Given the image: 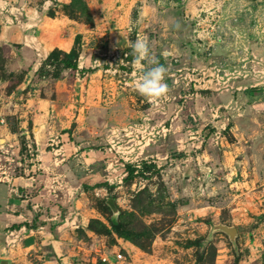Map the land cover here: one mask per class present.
Instances as JSON below:
<instances>
[{
    "label": "rangeland",
    "instance_id": "1",
    "mask_svg": "<svg viewBox=\"0 0 264 264\" xmlns=\"http://www.w3.org/2000/svg\"><path fill=\"white\" fill-rule=\"evenodd\" d=\"M89 1L92 7L98 3ZM109 4L123 10L130 28L128 39L117 47L104 40L111 28L102 30L98 44L106 42L104 48L109 49L103 63L102 103L114 101L121 112H142L150 133L146 127L134 133L155 139L157 157L126 160L137 165L130 175L127 162L115 157L104 171L108 180L91 187L68 214L55 218L65 223L59 235L68 251L56 255L53 264H105L102 256L118 246L136 251L138 264H264V0ZM56 9L93 23L86 0H71ZM137 39H146L150 57L168 69L169 91L161 98L142 96L130 86L154 66L148 60L134 62L130 42ZM8 61L0 44L1 96L26 74L10 71ZM42 70L50 76L59 66ZM5 121L24 152L29 138L19 133L17 115L5 114ZM128 122L124 118L117 125L127 127ZM121 137L119 143H133ZM139 143L144 141L134 146ZM2 144L0 140V175L17 165L16 156ZM142 161L155 162L159 170ZM107 199L114 200L117 212ZM91 218L109 231L89 228ZM110 219L122 224L123 234L112 229ZM219 224L234 227V236L217 228ZM120 251L125 254L120 263L129 262L128 251ZM28 264L49 263L36 257Z\"/></svg>",
    "mask_w": 264,
    "mask_h": 264
},
{
    "label": "crops",
    "instance_id": "2",
    "mask_svg": "<svg viewBox=\"0 0 264 264\" xmlns=\"http://www.w3.org/2000/svg\"><path fill=\"white\" fill-rule=\"evenodd\" d=\"M70 1L0 3V44L9 57L7 67L26 73L11 92L0 95V140L17 159L14 170L0 175V264L2 260L7 264H28L36 257L53 264L56 255L68 251V243L59 235L65 223L55 218L68 214L91 187L108 180L104 171L115 157L124 161L157 157L155 139L149 135L140 139L134 133L148 124L142 112H121L114 101L102 103L106 100L102 98L106 70L103 63L109 49L104 48L106 42H98L103 37L102 30L108 27L109 35L104 37L108 46L112 43L117 47L128 39L130 26L125 13L111 9L112 0H96L94 7L86 0L93 16V23H87L56 9ZM50 9L54 15L49 14ZM13 13L18 21H10ZM77 41L81 42V50L76 69L64 68L59 78L36 75L52 49L69 51ZM85 68L88 71H82ZM33 78L36 81L31 88ZM5 114H16L19 133L29 138L24 152ZM124 118L130 124L117 125ZM141 119L145 126L139 122ZM124 129L128 131L122 133ZM122 135L133 143H119L117 137L123 139ZM141 141L144 143L134 146ZM120 247L131 258L123 264H138L136 251L131 254L123 246L112 250V260Z\"/></svg>",
    "mask_w": 264,
    "mask_h": 264
},
{
    "label": "clouds",
    "instance_id": "3",
    "mask_svg": "<svg viewBox=\"0 0 264 264\" xmlns=\"http://www.w3.org/2000/svg\"><path fill=\"white\" fill-rule=\"evenodd\" d=\"M0 3H4V0H0ZM130 43L136 64L148 60L150 64L154 65L141 72L135 80L130 82V86L145 97L161 98L165 96L169 91V86L165 82L168 69L154 57H150L149 44L146 39H137Z\"/></svg>",
    "mask_w": 264,
    "mask_h": 264
},
{
    "label": "trees",
    "instance_id": "4",
    "mask_svg": "<svg viewBox=\"0 0 264 264\" xmlns=\"http://www.w3.org/2000/svg\"><path fill=\"white\" fill-rule=\"evenodd\" d=\"M63 6L65 4H62ZM49 14L50 15H54L55 12L53 9L49 10ZM71 18V17H70ZM79 44H81L80 41H77L74 46L69 50V51H62L58 48H54L50 51V53L48 54V56L46 57V59L43 61V63L41 64V69L39 67V71H37V75L39 78H59L61 75V72L64 68H72V69H76L77 68V64H78V57L80 54V50L81 48H79ZM104 46H106V43H104ZM59 55H62V58L59 57ZM50 64H55V66H59V70H57L56 72L50 74H47L45 71H43V67L46 65H50ZM142 164L145 166H148V168H152L155 170H159V167L156 165V163H149V165H146V161H142ZM137 165L134 163H130L127 162L124 164L125 167V171L127 173V175L133 174L135 171H137ZM110 225L112 227V229L118 233V234H123L122 231V224L119 221H115L113 219H110ZM88 227L95 229L97 231L99 230H104V231H109V228L99 219L97 218H91L89 220L88 223Z\"/></svg>",
    "mask_w": 264,
    "mask_h": 264
},
{
    "label": "built area",
    "instance_id": "5",
    "mask_svg": "<svg viewBox=\"0 0 264 264\" xmlns=\"http://www.w3.org/2000/svg\"><path fill=\"white\" fill-rule=\"evenodd\" d=\"M19 18L16 13L12 14L11 20L10 21H18ZM114 260H112V257L109 255L102 256V261L105 264H120V262L124 259V255L120 250H117L114 255Z\"/></svg>",
    "mask_w": 264,
    "mask_h": 264
},
{
    "label": "water",
    "instance_id": "6",
    "mask_svg": "<svg viewBox=\"0 0 264 264\" xmlns=\"http://www.w3.org/2000/svg\"><path fill=\"white\" fill-rule=\"evenodd\" d=\"M106 203L110 206L113 212H117V207L113 199H107ZM217 228L226 231L230 235V237L234 236V233L236 232V229L234 227L223 225V224L217 225ZM1 264H7V260H2Z\"/></svg>",
    "mask_w": 264,
    "mask_h": 264
}]
</instances>
